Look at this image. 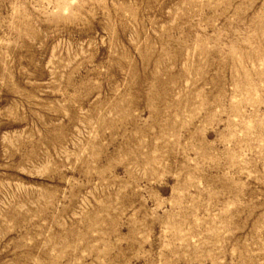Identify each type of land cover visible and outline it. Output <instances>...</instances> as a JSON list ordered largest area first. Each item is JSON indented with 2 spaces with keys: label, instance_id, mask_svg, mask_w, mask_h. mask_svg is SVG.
Segmentation results:
<instances>
[{
  "label": "rangeland",
  "instance_id": "rangeland-1",
  "mask_svg": "<svg viewBox=\"0 0 264 264\" xmlns=\"http://www.w3.org/2000/svg\"><path fill=\"white\" fill-rule=\"evenodd\" d=\"M0 264H264V0H0Z\"/></svg>",
  "mask_w": 264,
  "mask_h": 264
}]
</instances>
